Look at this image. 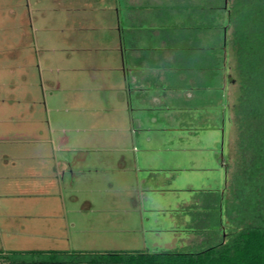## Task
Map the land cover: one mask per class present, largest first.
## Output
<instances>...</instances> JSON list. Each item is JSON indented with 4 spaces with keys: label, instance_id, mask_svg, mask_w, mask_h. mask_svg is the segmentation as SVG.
Listing matches in <instances>:
<instances>
[{
    "label": "rangeland",
    "instance_id": "1",
    "mask_svg": "<svg viewBox=\"0 0 264 264\" xmlns=\"http://www.w3.org/2000/svg\"><path fill=\"white\" fill-rule=\"evenodd\" d=\"M123 5L124 0H0L3 255L191 252L198 249L197 225H209L202 215L211 199L221 194L225 210L236 137L229 116L240 94L233 50L226 48L223 129H216L217 100L210 109L206 99L207 108L190 110L175 109L179 103L173 101V111L159 115L173 112L188 117L187 124L174 121L180 130H160L147 143L149 151L135 152L143 139L130 141L127 56L121 60L115 36H122ZM64 136L69 143L57 150ZM64 157L77 160L73 175L54 170ZM118 159L132 167L123 170Z\"/></svg>",
    "mask_w": 264,
    "mask_h": 264
},
{
    "label": "trees",
    "instance_id": "2",
    "mask_svg": "<svg viewBox=\"0 0 264 264\" xmlns=\"http://www.w3.org/2000/svg\"><path fill=\"white\" fill-rule=\"evenodd\" d=\"M138 1L145 8L152 2ZM162 1L189 11L185 25L202 35L195 38L199 50H211L213 72L227 46L236 58L240 94L230 115L236 137L225 210L221 194L211 199L202 215L209 225H197L198 249L191 252L0 253L7 264H264V0Z\"/></svg>",
    "mask_w": 264,
    "mask_h": 264
},
{
    "label": "crops",
    "instance_id": "3",
    "mask_svg": "<svg viewBox=\"0 0 264 264\" xmlns=\"http://www.w3.org/2000/svg\"><path fill=\"white\" fill-rule=\"evenodd\" d=\"M150 4V7L145 8L138 0H124L122 36L119 32L115 35L121 60L123 61L124 54L127 56V119L130 124V141L136 140L138 135L143 139V145L134 148L135 152L140 150L141 153L151 149L147 143L157 137L160 130H180L173 122L180 124L184 121L187 124L189 121L188 117L181 119L173 112L159 115L160 110L174 109L173 101L179 103V108L175 109L190 110L207 108L203 104L206 99L211 100V106L207 108L210 109L212 101L217 100L218 105L215 108L219 112V126H216V129L219 130L224 127L228 108L224 72L226 49H223L220 66L213 72L211 50H199L195 38L202 35L196 34L194 29H190V25H185L189 11L162 0H152ZM199 43L205 45L203 41ZM194 98L197 105L191 104ZM166 101L169 103L165 104ZM180 119L182 121H179ZM163 121L168 124L166 127H156L158 122ZM185 130H188V127H185ZM68 143V138L64 136L54 147L59 150ZM133 158L132 166L137 169V158L135 155ZM105 159L109 160L110 156ZM119 162L118 159V164ZM76 165V159L64 157L56 161L54 170L56 173L61 172L63 177L65 172L73 175ZM119 166L123 167V170L129 167L124 161L120 162ZM94 167L99 169V164Z\"/></svg>",
    "mask_w": 264,
    "mask_h": 264
}]
</instances>
